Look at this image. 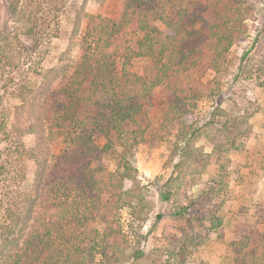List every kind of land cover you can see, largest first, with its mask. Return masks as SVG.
<instances>
[{"label": "trees", "instance_id": "16d2710c", "mask_svg": "<svg viewBox=\"0 0 264 264\" xmlns=\"http://www.w3.org/2000/svg\"><path fill=\"white\" fill-rule=\"evenodd\" d=\"M65 3L10 0L1 21L2 39H9L8 25H13L10 38L21 44L22 37L35 45L41 37L58 36L61 16L71 14L76 26H84L77 60L49 70L39 90L29 89L24 135L33 139L19 158L20 175L30 184L15 191L0 184V264H140L147 254L128 249L118 218L122 209L130 208L141 219L136 210L147 205L126 156L150 132L159 139L174 136L169 163L178 158L175 172L210 158L193 147L201 129L186 119L199 100L221 95L219 84L207 77L226 71L230 49L245 39L252 10L242 0H124L114 20ZM54 19L57 25L51 28ZM155 21L165 31L154 26ZM139 59L151 64L149 73L129 71ZM57 71L60 76L53 84ZM192 74L195 77L185 79ZM159 86L167 92L160 119L144 129H127L136 123L142 100ZM209 125L225 132L232 128L218 120ZM175 126L179 128L173 132ZM54 136L60 139V149L53 155L47 152V140ZM118 149L119 167L107 172L99 164ZM4 163L0 180L7 172ZM29 163L27 174L24 164ZM223 183L220 177L218 184ZM170 197L168 188L162 198ZM187 210L181 206L176 214ZM95 224H101V230ZM240 245L252 247L240 264H264L263 246L248 240Z\"/></svg>", "mask_w": 264, "mask_h": 264}, {"label": "rangeland", "instance_id": "374dc122", "mask_svg": "<svg viewBox=\"0 0 264 264\" xmlns=\"http://www.w3.org/2000/svg\"><path fill=\"white\" fill-rule=\"evenodd\" d=\"M9 1L0 0V26ZM71 1L76 7L83 5L87 14L114 20L120 17L124 2L66 0L65 5ZM242 1L252 10L246 19L245 39L231 47L226 71L211 72L207 77L219 84L221 95L199 100L186 119L201 129L193 147L210 158H204L201 163L193 161L181 173L175 172L173 162H178V158L169 163L174 136L159 139L150 132L126 156L147 205L144 210H136L141 219H136L130 208L122 209L118 218L128 249L147 254L140 264L154 261L172 264L179 260L183 264H240L243 253L252 248L240 247L241 242L248 240L264 247V123H261L264 119V0ZM52 25H57L56 19L51 21V28ZM153 25L165 31L160 22ZM58 26L57 37H41L36 45L22 37L21 44L10 38V34H15L13 25H8L9 39L0 37V128L3 126L6 131L0 130V164L6 162L7 169L0 180L2 189L24 190L30 184V180L25 181L20 175L23 163L19 158L22 152H28V143L33 139L32 135H24L29 123V89L39 90L49 70L64 63L72 65L78 58L84 22L76 26L70 14L61 16ZM150 70L151 64L142 59L133 61L129 67L130 72L137 74ZM56 75L53 84L60 76L59 71ZM193 77L194 74L185 79ZM166 102V89L155 88L142 100L136 123L127 129L136 126L144 129L155 124ZM210 120L225 122L232 128L225 132L210 126ZM258 120L260 131L255 130ZM178 128L175 126L173 132ZM98 144L102 146L104 141L100 139ZM47 149L50 154H57L60 139L56 136L48 139ZM119 152L118 149L105 156L99 165L107 172L118 169ZM24 165L28 174L32 164ZM220 177L224 179L221 186ZM171 180V186L166 188V182ZM168 188L171 197L164 201L162 196ZM181 190H186L189 197H183ZM181 206L188 207L186 214H176ZM95 226L102 228L101 224ZM176 253V258L169 257Z\"/></svg>", "mask_w": 264, "mask_h": 264}, {"label": "crops", "instance_id": "0c3cea01", "mask_svg": "<svg viewBox=\"0 0 264 264\" xmlns=\"http://www.w3.org/2000/svg\"><path fill=\"white\" fill-rule=\"evenodd\" d=\"M262 122L264 123V119L261 120V123H262ZM261 123H260L259 120H258V122H257V127H255V130H256V131H260L259 126L261 125ZM263 140H264V136H263Z\"/></svg>", "mask_w": 264, "mask_h": 264}]
</instances>
